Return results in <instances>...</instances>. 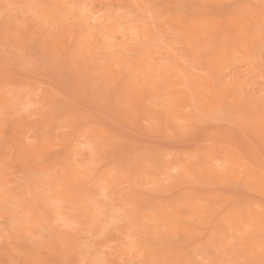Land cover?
Wrapping results in <instances>:
<instances>
[{
    "label": "rangeland",
    "instance_id": "1",
    "mask_svg": "<svg viewBox=\"0 0 264 264\" xmlns=\"http://www.w3.org/2000/svg\"><path fill=\"white\" fill-rule=\"evenodd\" d=\"M0 264H264V0H0Z\"/></svg>",
    "mask_w": 264,
    "mask_h": 264
},
{
    "label": "bare ground",
    "instance_id": "2",
    "mask_svg": "<svg viewBox=\"0 0 264 264\" xmlns=\"http://www.w3.org/2000/svg\"><path fill=\"white\" fill-rule=\"evenodd\" d=\"M31 140H33V139H31Z\"/></svg>",
    "mask_w": 264,
    "mask_h": 264
}]
</instances>
